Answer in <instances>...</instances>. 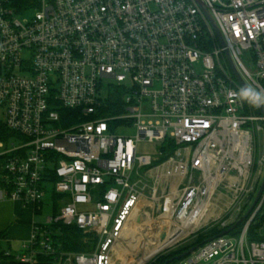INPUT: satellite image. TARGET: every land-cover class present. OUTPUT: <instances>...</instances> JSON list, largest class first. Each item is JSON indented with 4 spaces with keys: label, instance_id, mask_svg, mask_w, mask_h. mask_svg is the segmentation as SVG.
Wrapping results in <instances>:
<instances>
[{
    "label": "built area",
    "instance_id": "1",
    "mask_svg": "<svg viewBox=\"0 0 264 264\" xmlns=\"http://www.w3.org/2000/svg\"><path fill=\"white\" fill-rule=\"evenodd\" d=\"M226 51L264 90V0H0V124L13 133L0 138V203L41 211L49 185L61 199L22 254L5 256L112 264L132 221L151 212L173 231L164 240L224 207L234 222L221 228L235 225L263 172L264 114L237 98ZM105 79L117 85L104 99ZM130 127L134 136L120 134ZM141 142L158 153H140ZM263 206L264 193L239 234L212 237L179 264H264V240L250 239ZM59 224L94 233L96 250L64 252Z\"/></svg>",
    "mask_w": 264,
    "mask_h": 264
},
{
    "label": "rangeland",
    "instance_id": "2",
    "mask_svg": "<svg viewBox=\"0 0 264 264\" xmlns=\"http://www.w3.org/2000/svg\"><path fill=\"white\" fill-rule=\"evenodd\" d=\"M249 61L250 60L248 58L245 59L246 64H249ZM112 85L113 86L117 85V82L115 80H110V79L104 80L103 88L101 90V95L104 99L108 97L110 90L113 89ZM125 85L127 86V88H130L131 82L128 80L125 82ZM136 133L137 130L135 127H130L120 130V134L122 135L134 136ZM12 140H16V142L18 143H21L22 141L15 137ZM158 149L159 147L157 143L141 142L139 144L140 153L155 155L158 153ZM263 156H264V140L262 139L261 141L260 140L257 141V146H256L255 157H256L257 169L259 167V161ZM3 163H4L3 159L0 158V172H1V168L4 165ZM262 167H263V172L261 173L260 176L257 193L264 179V165ZM257 193L253 196L250 203H248V205L245 207L243 213L244 216L247 214V212L253 205ZM56 199L58 203L61 200L59 198H56L53 186L49 185L46 196L42 200V210L38 212V215L36 217V222L43 223L47 217L53 215L55 210ZM224 211H225V207L223 208V212L221 211L216 212L213 217L214 219L210 222L208 226H204L200 230H194L185 233L180 239L176 241V243H171L162 250L157 252L155 250H157V248L161 245L162 242L168 243L170 241L171 236L169 237L168 240H164V239L166 234L173 232L172 229L166 228L165 222H163L158 217L157 214H153L152 212L151 214L144 215L142 217L143 225L138 223L140 221L133 220L132 221L133 224L132 223L130 224L129 228L127 229V231L125 232V234L123 235V237L115 247L114 259L112 264H149L151 261H153V259L157 255L161 254L162 252L164 253H162L161 256H168L170 253L183 250L184 248L188 247L196 240L208 236V234H210L212 229L217 227H218L217 229H220L223 223H231L234 219V214H235L234 209H230L229 211H226V213H224ZM260 221L261 219L260 217H258L253 228L254 227H256V229L259 228L258 222ZM167 224L169 223H166V225ZM254 231L256 233V230ZM21 244L22 243L19 240H14L12 242L1 241L0 251L3 253L10 252L13 254H18V253L22 254L19 251ZM97 245L98 242L95 245L94 249L87 253L94 252L97 248Z\"/></svg>",
    "mask_w": 264,
    "mask_h": 264
},
{
    "label": "trees",
    "instance_id": "3",
    "mask_svg": "<svg viewBox=\"0 0 264 264\" xmlns=\"http://www.w3.org/2000/svg\"><path fill=\"white\" fill-rule=\"evenodd\" d=\"M113 113H115V112L113 110L112 111L110 110L108 113H106V115L107 114H113ZM12 135H13L12 132H10L6 127H4V125L0 124V138L7 139L8 137H11ZM56 198H58V197H56ZM58 210H59V203L56 199L54 213H57ZM258 217H260V219H261L260 222L264 221V206H263V209L261 210V212L258 214ZM235 224H236V222H235ZM58 227H60V232L57 236V240L62 244V249L64 252H67V253H87L89 251H92L98 242L94 233L85 232L75 225L65 226V225L59 224ZM242 227H243V223L237 225L232 230L231 233L232 234H239L241 232ZM217 228L212 229V231L210 232V234H208V236L196 240L195 242H193L191 245L184 248L183 250H179L177 252L170 253L168 256H161L162 253H164V252H162L161 254L157 255L153 259V261H151L149 264H179L182 259L177 260L176 257L178 255H181L185 251H188L192 248L201 246L202 244H204V242L208 238L215 237V236L221 234L223 231H225L222 228L221 229H217ZM255 229H256V227L251 228L250 239L264 240V236L258 237L256 235H254ZM9 259H10V264H25V263H22L20 261H16L13 258H9ZM65 260H66L65 257L56 258L54 256H49V255H41L39 257V263L40 264H63L65 262Z\"/></svg>",
    "mask_w": 264,
    "mask_h": 264
},
{
    "label": "crops",
    "instance_id": "4",
    "mask_svg": "<svg viewBox=\"0 0 264 264\" xmlns=\"http://www.w3.org/2000/svg\"><path fill=\"white\" fill-rule=\"evenodd\" d=\"M56 197L60 199L59 196ZM38 212H33L31 207L25 206L20 201L5 200L1 202L0 242H12L14 240H19L23 244L28 241L32 233V225L36 222ZM0 264H10V259L1 251ZM63 264L66 263L64 262Z\"/></svg>",
    "mask_w": 264,
    "mask_h": 264
},
{
    "label": "water",
    "instance_id": "5",
    "mask_svg": "<svg viewBox=\"0 0 264 264\" xmlns=\"http://www.w3.org/2000/svg\"><path fill=\"white\" fill-rule=\"evenodd\" d=\"M205 14H206L207 18L209 19V21H210V23H211L213 29H214L215 32L217 33V35H218V37H219V39H220V42H221L222 46H225V42H224V39H223V37H222V34H221L220 30H219V27H218L217 24L215 23L213 17H212L211 14L209 13V11L206 10V9H205ZM226 55H227V58H228L229 64H230V66H231V68H232V71H233V73H234V75H235L237 81L239 82V84H240L242 87L245 86V85H248V84L245 82V80L243 79V77L241 76V74H240V72L238 71L237 67L235 66V64H234V62H233V59H232V57H231V55H230V53H229L228 51H226ZM259 109H260V110L262 111V113L264 114V107H261V108H259ZM263 193H264V179H263V181H262V183H261L260 189H259V191H258V193H257V195H256V198H255V200H254V202H253V205L251 206V208L249 209V211L247 212V214H246L245 216H243V217H242V218H241V219H240L235 225H233V226L230 227L229 229L223 231V232H222L221 234H219V235H225V234H228V233H230V232H231V231H232L237 225L243 223V222L247 219L248 215L253 211V209L255 208V206L257 205V203L260 201V199H261ZM211 239H212V237H211V238H208L205 242H208V241H210ZM205 242H204V243H205ZM197 248H198V247H195V248H192V249H190V250H188V251H185V252L182 253L181 255H178V256L176 257V259H177V260H181V259L187 257L189 254H191V253H192L193 251H195Z\"/></svg>",
    "mask_w": 264,
    "mask_h": 264
},
{
    "label": "clouds",
    "instance_id": "6",
    "mask_svg": "<svg viewBox=\"0 0 264 264\" xmlns=\"http://www.w3.org/2000/svg\"><path fill=\"white\" fill-rule=\"evenodd\" d=\"M237 98L256 108L264 107V90H260L255 86H243L237 92Z\"/></svg>",
    "mask_w": 264,
    "mask_h": 264
},
{
    "label": "bare ground",
    "instance_id": "7",
    "mask_svg": "<svg viewBox=\"0 0 264 264\" xmlns=\"http://www.w3.org/2000/svg\"><path fill=\"white\" fill-rule=\"evenodd\" d=\"M133 224V223H132ZM140 224L141 225H143V222H140ZM161 224V223H160ZM139 225V224H138ZM168 226V225H167ZM163 227V226H162ZM165 227V226H164ZM160 229V228H159ZM185 233H187V230L185 229V230H180V233H179V235H183V234H185ZM179 235H177V236H179ZM177 236H174V237H170V241L168 242V243H165V242H162L161 243V245L157 248V250H155L156 252L157 251H160V250H162L163 248H165L166 246H168L169 244H171V243H173L174 241H176L177 240ZM145 258V257H144ZM146 259V258H145ZM143 263V262H142Z\"/></svg>",
    "mask_w": 264,
    "mask_h": 264
}]
</instances>
